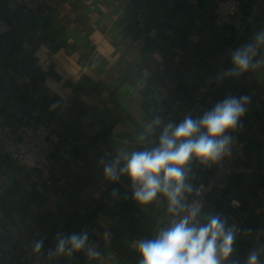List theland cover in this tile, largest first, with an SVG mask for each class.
Returning <instances> with one entry per match:
<instances>
[{"label":"crops","instance_id":"0c3cea01","mask_svg":"<svg viewBox=\"0 0 264 264\" xmlns=\"http://www.w3.org/2000/svg\"><path fill=\"white\" fill-rule=\"evenodd\" d=\"M216 3L55 0L35 14L16 0H0L10 25L0 38V264H137L125 253L140 238L112 216L137 204L130 181H106L101 159L139 147L135 137L155 114L179 123L229 95L251 98L235 133L250 137L242 162L253 171L202 196L203 212L220 213L240 229L234 253L240 264L264 243V67L218 79L232 66L230 53L264 29V0H242L235 23L225 28L213 22ZM33 107L63 137L52 156L53 185L13 163L1 146V135L17 137ZM193 172L197 186L208 182L204 167L193 164ZM139 207L161 224L169 219L164 205ZM84 230L100 256L49 261L58 233ZM40 239L43 249L34 254Z\"/></svg>","mask_w":264,"mask_h":264},{"label":"clouds","instance_id":"9594fccd","mask_svg":"<svg viewBox=\"0 0 264 264\" xmlns=\"http://www.w3.org/2000/svg\"><path fill=\"white\" fill-rule=\"evenodd\" d=\"M230 58L232 66L218 79H238L264 67V29L255 32L249 43L233 50ZM250 101L248 95H229L199 117L188 114L179 123H166L155 114L135 137L139 147H122L107 162L101 159L105 180L118 183L127 177L132 199L139 206L156 203L166 208V224L150 237L135 240L137 264H240L234 257L240 229L220 213L203 212L204 185L195 184L193 164L211 167L231 156L236 142L232 133L242 129L241 118ZM104 241H110L107 232ZM43 245V239L34 241V254H40ZM77 253H83L89 261L101 254L86 230L58 233L47 258H72ZM262 257L264 243H258L243 264H264Z\"/></svg>","mask_w":264,"mask_h":264},{"label":"built area","instance_id":"2783aa9c","mask_svg":"<svg viewBox=\"0 0 264 264\" xmlns=\"http://www.w3.org/2000/svg\"><path fill=\"white\" fill-rule=\"evenodd\" d=\"M51 0H16L31 13H39ZM242 0H217L213 9L214 23L217 27L234 22ZM10 31V25L4 14L0 11V38ZM200 99V97H198ZM232 154L220 164L204 167L208 172V182L204 184L203 196L225 185L234 175H249L253 168L242 162L249 143V135H238ZM62 134L55 122H45L39 116L37 107H33L22 123L17 137L7 134L1 135V146L11 161L25 169L37 170L40 176L52 184L53 154L56 146L62 140ZM4 183L0 179V202L3 196Z\"/></svg>","mask_w":264,"mask_h":264},{"label":"trees","instance_id":"16d2710c","mask_svg":"<svg viewBox=\"0 0 264 264\" xmlns=\"http://www.w3.org/2000/svg\"><path fill=\"white\" fill-rule=\"evenodd\" d=\"M54 1L55 0H51L50 3H48L47 5H49V6L52 5L54 3ZM241 6H242V4H241ZM241 6H240V8H241ZM237 14L235 16V19L237 17ZM235 19H234V22L226 24V25L222 26L221 28H225V27H228L229 25H233L235 23ZM213 22H214V17H213ZM48 122H50V121H48ZM233 177H231V179ZM53 184H54V182L50 185H53ZM3 192H4V190H3ZM0 205H1V202H0ZM112 216L125 229L127 235L130 237H133V238L150 237L159 229L160 226L164 225V224H161L160 222H158L159 219H157V217H154V216L146 213L141 207H139L135 203L126 204L124 206V209L121 211V213H119V214L112 213ZM125 256L130 262L136 263L139 260V255L135 250H130V249L127 250L125 253ZM55 264H60L59 260L56 261Z\"/></svg>","mask_w":264,"mask_h":264}]
</instances>
